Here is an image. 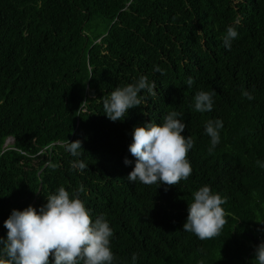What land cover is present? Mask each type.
Listing matches in <instances>:
<instances>
[{
  "label": "trees",
  "instance_id": "trees-1",
  "mask_svg": "<svg viewBox=\"0 0 264 264\" xmlns=\"http://www.w3.org/2000/svg\"><path fill=\"white\" fill-rule=\"evenodd\" d=\"M229 26L238 33L230 50ZM142 75L156 94L141 92L140 106L110 121L103 100ZM201 90H215L210 112L194 110ZM172 111L195 141L191 176L172 187L129 182L133 129L162 124ZM209 119L223 122L211 155ZM67 140L81 141L79 157ZM257 161L264 163V0H0V237L13 209L38 210L59 187L71 194L82 185L93 221L103 214L113 229V264H133V253L135 264H256L258 244L247 234L264 241ZM206 184L227 197L228 222L200 240L183 224Z\"/></svg>",
  "mask_w": 264,
  "mask_h": 264
},
{
  "label": "clouds",
  "instance_id": "clouds-1",
  "mask_svg": "<svg viewBox=\"0 0 264 264\" xmlns=\"http://www.w3.org/2000/svg\"><path fill=\"white\" fill-rule=\"evenodd\" d=\"M237 36L236 29L229 26L223 36L226 49H231ZM154 71L163 74L158 66H154ZM193 83V78L189 77L187 85L191 87ZM156 87L155 81L149 82L148 77L142 75L134 84L115 88L103 100L104 114L110 121H123L129 109L140 106L146 99L140 93L146 91L155 95ZM215 95V90L197 91L194 110L200 113L212 111ZM241 95L248 100L254 99L247 90H242ZM181 117L180 112L172 111L164 117L162 124L148 121L133 129L128 150L135 163L127 176L129 182L139 180L144 185L172 187L191 176L188 153L195 141L191 136L182 135L186 124ZM222 128L223 122L219 119H209L205 123V133L210 137V155L220 143ZM66 150L73 157H79L83 150L81 141L67 140ZM123 162L125 165L132 163L127 158ZM256 163L264 168V163ZM49 167L55 169L58 165L49 163ZM74 167L84 170L88 165L77 161ZM84 191L81 185L70 194L61 186L47 197L46 203L38 210L31 205L23 210L13 209L3 222L7 236L0 237V264H50V258L51 264H113V229L103 214L93 221L90 210L79 198V193ZM226 203L227 197L214 192L207 184L201 186L188 204L183 230L195 234L200 240L218 237L228 222V213L222 207ZM131 259L135 264L137 255L133 253ZM254 259L256 264H264V241L256 246Z\"/></svg>",
  "mask_w": 264,
  "mask_h": 264
},
{
  "label": "water",
  "instance_id": "water-1",
  "mask_svg": "<svg viewBox=\"0 0 264 264\" xmlns=\"http://www.w3.org/2000/svg\"><path fill=\"white\" fill-rule=\"evenodd\" d=\"M247 235H248V237H249L251 240H253V242H254L255 244H259V240H258V238H254L252 234H247Z\"/></svg>",
  "mask_w": 264,
  "mask_h": 264
},
{
  "label": "rangeland",
  "instance_id": "rangeland-1",
  "mask_svg": "<svg viewBox=\"0 0 264 264\" xmlns=\"http://www.w3.org/2000/svg\"><path fill=\"white\" fill-rule=\"evenodd\" d=\"M11 142H12V140H8V141H7V144H9V143H11Z\"/></svg>",
  "mask_w": 264,
  "mask_h": 264
}]
</instances>
